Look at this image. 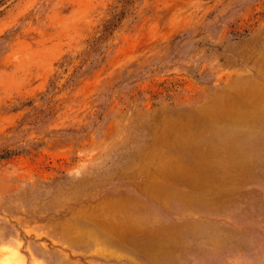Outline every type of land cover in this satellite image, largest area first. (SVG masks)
<instances>
[{
	"label": "rangeland",
	"instance_id": "374dc122",
	"mask_svg": "<svg viewBox=\"0 0 264 264\" xmlns=\"http://www.w3.org/2000/svg\"><path fill=\"white\" fill-rule=\"evenodd\" d=\"M114 1L0 0V264H264V0H142L80 70Z\"/></svg>",
	"mask_w": 264,
	"mask_h": 264
},
{
	"label": "trees",
	"instance_id": "16d2710c",
	"mask_svg": "<svg viewBox=\"0 0 264 264\" xmlns=\"http://www.w3.org/2000/svg\"><path fill=\"white\" fill-rule=\"evenodd\" d=\"M142 0H115L107 13V17L103 19L102 23L98 26L96 34L93 38L87 42V48L84 51V54L81 58V66L79 67L82 70L85 67L91 69H98L106 62L108 58V52L111 48L110 41L114 38L117 31H119L124 22L136 15L137 5ZM185 36L177 37L175 40H182ZM139 67L137 65L130 66L129 70H135ZM78 71H76L70 78V83H74L76 80ZM129 74L126 72V75ZM32 120L29 125L36 127L40 121V116L38 114L30 116ZM26 121H22L17 131H19ZM30 146L29 142L21 144L16 143L13 147L8 145L0 144V164L6 161H11L17 156L29 155L31 151L28 149Z\"/></svg>",
	"mask_w": 264,
	"mask_h": 264
}]
</instances>
